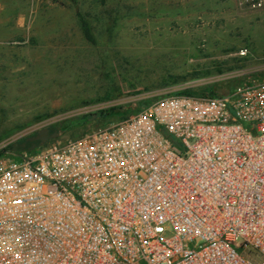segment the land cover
I'll list each match as a JSON object with an SVG mask.
<instances>
[{
  "label": "built area",
  "instance_id": "2783aa9c",
  "mask_svg": "<svg viewBox=\"0 0 264 264\" xmlns=\"http://www.w3.org/2000/svg\"><path fill=\"white\" fill-rule=\"evenodd\" d=\"M257 68L226 93L167 95L0 159V264H264Z\"/></svg>",
  "mask_w": 264,
  "mask_h": 264
},
{
  "label": "rangeland",
  "instance_id": "374dc122",
  "mask_svg": "<svg viewBox=\"0 0 264 264\" xmlns=\"http://www.w3.org/2000/svg\"><path fill=\"white\" fill-rule=\"evenodd\" d=\"M253 1L0 0V153L55 125L46 145L78 139L167 95L228 92L264 68V0ZM115 106L126 111L96 115Z\"/></svg>",
  "mask_w": 264,
  "mask_h": 264
},
{
  "label": "trees",
  "instance_id": "16d2710c",
  "mask_svg": "<svg viewBox=\"0 0 264 264\" xmlns=\"http://www.w3.org/2000/svg\"><path fill=\"white\" fill-rule=\"evenodd\" d=\"M80 20H81V27H82V30H83L85 37L89 41L95 43V37L93 35V32L91 30V26H90L89 22L83 16H80ZM218 88H220V87H218ZM181 93L191 94L188 91H183ZM218 94H222V92L219 93V91L217 90L216 92L213 91L211 93V95H218ZM123 110L126 111L124 106H115V107H112L109 109H102L99 112H97L96 115H99L101 117L116 116L118 114L123 113ZM127 112H125V113H127ZM89 115L93 116L94 114H89ZM86 117H89V116L87 115ZM60 133H61V130L56 125L49 127V128H45V129L39 130L34 135L28 136L26 138L18 140L17 142L12 143L4 151L13 150V151H15V153H19V155L23 154L24 152L32 153V152L36 151V149H38L42 146H46L45 142L48 139L56 138L57 136H59ZM4 151L0 153V156L3 155ZM16 156H18V155H13V157H16Z\"/></svg>",
  "mask_w": 264,
  "mask_h": 264
}]
</instances>
